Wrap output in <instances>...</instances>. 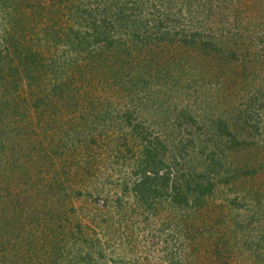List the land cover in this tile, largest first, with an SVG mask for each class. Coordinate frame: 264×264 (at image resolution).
Returning <instances> with one entry per match:
<instances>
[{"label":"rangeland","instance_id":"1","mask_svg":"<svg viewBox=\"0 0 264 264\" xmlns=\"http://www.w3.org/2000/svg\"><path fill=\"white\" fill-rule=\"evenodd\" d=\"M14 1L9 28L20 41L95 8V0ZM170 5L203 16L207 35L230 47L227 61L225 52L158 44L88 58L92 72L79 57L47 73V85L68 74L45 105L4 118L15 121L0 165V264H264V0ZM41 49L46 67L63 61ZM126 109L186 171H200L206 142H218L209 130L217 118L240 115L248 144L227 149L220 175L206 174L212 189L189 205L162 194L141 201L131 189L139 142L120 116Z\"/></svg>","mask_w":264,"mask_h":264},{"label":"trees","instance_id":"2","mask_svg":"<svg viewBox=\"0 0 264 264\" xmlns=\"http://www.w3.org/2000/svg\"><path fill=\"white\" fill-rule=\"evenodd\" d=\"M14 2L0 0V15L5 20H2L4 27L9 28L15 24V16L10 9ZM170 4L171 0H95L93 10L83 9L75 21L69 20L66 27L59 26L55 29L52 25L45 26L36 41L30 38L20 41L12 29L9 28L10 31L8 29L6 32L0 26V165L1 156L7 147L9 124L15 121L14 117L12 122H6L4 118L7 119L10 115L17 118L19 114L26 116L32 108L36 110L45 105L43 102L46 101V96L60 89L59 81L65 80L61 75L68 74L62 73L47 85V73L54 76L62 62L73 63L83 57L84 67L92 72L90 69L96 67L89 62L87 65L88 58L92 62L103 60L111 57L108 52L112 53V50L113 57L126 58L137 49L158 44L193 48L203 54L210 53V56L225 52L221 58L227 59L226 54L232 52L230 47H222L225 41L217 34L215 37L207 35L204 29L206 21H199L200 15H184L182 10L174 9ZM77 6L86 7L83 3H78ZM51 46L63 61L53 57L46 67L42 63L41 48ZM102 76L105 78L107 75L103 73ZM31 100L34 101L33 107L29 105ZM120 116L127 119L133 136L139 142L137 157L132 164L135 179L131 189L141 201L162 194L175 206L189 205L192 199H199L212 189L213 184L206 180V174L213 170L220 175L227 149L245 148L248 144L244 136L247 122L243 125L240 115L236 116L234 123L217 118L216 121H211L213 124L209 130L218 142H206L202 151L203 167L200 171H191L188 167L186 171L185 167L177 165V155L170 157L167 143L162 140L161 135L145 128L143 124L132 122L130 119L133 118V113L128 109ZM188 118L191 128H195L197 122L193 121L192 116ZM196 128L200 130L198 126ZM191 141L194 142L192 139ZM180 165L185 166L184 163Z\"/></svg>","mask_w":264,"mask_h":264}]
</instances>
